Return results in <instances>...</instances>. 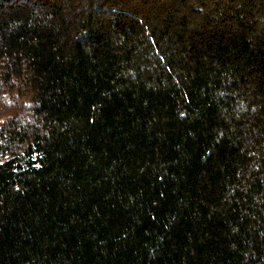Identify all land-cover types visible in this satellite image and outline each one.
Listing matches in <instances>:
<instances>
[{"label":"trees","instance_id":"obj_1","mask_svg":"<svg viewBox=\"0 0 264 264\" xmlns=\"http://www.w3.org/2000/svg\"><path fill=\"white\" fill-rule=\"evenodd\" d=\"M0 264H264V0H0Z\"/></svg>","mask_w":264,"mask_h":264}]
</instances>
